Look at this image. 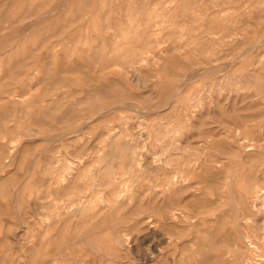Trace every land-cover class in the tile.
<instances>
[{"label":"rangeland","instance_id":"1","mask_svg":"<svg viewBox=\"0 0 264 264\" xmlns=\"http://www.w3.org/2000/svg\"><path fill=\"white\" fill-rule=\"evenodd\" d=\"M0 264H264V0H0Z\"/></svg>","mask_w":264,"mask_h":264},{"label":"bare ground","instance_id":"2","mask_svg":"<svg viewBox=\"0 0 264 264\" xmlns=\"http://www.w3.org/2000/svg\"><path fill=\"white\" fill-rule=\"evenodd\" d=\"M64 7V6H63ZM61 8V7H60ZM39 17V16H38ZM179 78H180V76H179ZM111 94V93H110ZM120 107V106H119ZM160 110V109H159ZM163 112V111H162ZM3 128V127H2ZM253 132V131H252ZM120 146V145H119ZM113 170V169H112ZM17 178V177H16ZM115 182V181H114ZM119 184V183H118ZM124 185V184H123ZM122 185V186H123ZM224 186V185H223ZM222 189V188H221ZM258 195V194H257ZM260 196V195H259ZM260 198V197H259ZM223 199V198H222ZM8 228V227H7ZM151 238V237H150ZM208 244V243H207ZM218 260V259H217Z\"/></svg>","mask_w":264,"mask_h":264}]
</instances>
